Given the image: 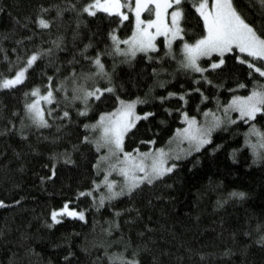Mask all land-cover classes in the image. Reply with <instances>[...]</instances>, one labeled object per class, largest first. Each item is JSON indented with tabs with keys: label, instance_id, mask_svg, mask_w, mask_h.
Returning a JSON list of instances; mask_svg holds the SVG:
<instances>
[{
	"label": "trees",
	"instance_id": "obj_1",
	"mask_svg": "<svg viewBox=\"0 0 264 264\" xmlns=\"http://www.w3.org/2000/svg\"><path fill=\"white\" fill-rule=\"evenodd\" d=\"M74 2L79 7L84 0ZM235 2L251 21L260 25L264 17L261 16L258 0ZM41 3L45 7L49 4L64 7L66 0H0V33L12 34L11 30L15 29L13 39L0 40V48H4L10 58L15 56L11 51L13 47L21 51L24 47L37 44L47 48L51 39L57 36L64 38L63 47L54 53V63H48L51 57L39 59L28 70L23 86L0 90V129L11 127L7 117L14 109L19 111L14 118L19 127V116L23 114L25 102L23 93L34 84L46 81L42 72L53 74L55 66L65 63L73 55L87 69L88 62L77 50L91 40L93 47L86 54L94 56L97 48L102 49L108 42L106 38L101 39L100 34H106L118 22L110 21L104 14L89 17L85 13L77 25L76 12L66 10L62 17L53 22L50 30L37 29L39 34L33 35L30 28L35 25L22 28L16 20L23 23L25 17L34 16ZM185 8V38L194 41L201 28L190 3ZM55 15L54 8L47 13L49 17ZM131 30L132 19L129 18L119 25L117 32L123 38L130 35ZM74 32L78 33L75 37ZM30 35L31 40L24 41L21 46L15 45V39ZM158 42L160 47L156 53L163 56V41L158 39ZM182 42L179 39L173 42L176 60L180 58ZM3 55L0 52V73L7 74L8 62L3 60ZM102 59L109 71H113V58L105 55ZM176 60L167 57L161 62H149L143 59V54H138L131 64L116 65L113 78L123 85L122 89H118L119 95L125 99L144 97L147 103L138 104L137 112L153 113L137 121L135 128L126 135V150L138 147L144 151L161 147L175 129L184 124L177 112L166 111V108L180 107L183 102L178 97L161 102L152 96H166L168 90L183 91L199 86L209 99L201 100L199 92L189 93L185 110L200 119L204 109L216 110L217 104L212 97H217L222 104L227 103L232 95H247L254 79H264L259 74L249 77L248 66L235 61L228 54L226 66L217 71H208L214 82L212 85L203 81L194 85V76L178 69ZM201 62L206 66L204 62L211 61L203 58ZM80 65H77L78 69ZM153 67L168 70L160 77L168 83L164 88L154 87L152 95L146 97V90L153 84ZM67 70L65 63L60 75H65ZM171 74L175 75L174 79ZM241 82L246 87L236 88L235 85ZM219 83L224 86L216 88L215 85ZM101 86L106 85L101 82ZM115 105V94L106 93L103 99L94 104L86 119L94 121L100 112L110 111ZM77 106H80L79 102ZM51 107H55V102ZM72 120L75 123L59 130L55 126L26 129L29 131L27 139H22L15 131L0 132V200L6 202L0 206V264H108L106 257L101 261L103 244H110L121 237L124 240L130 238L134 245L145 249L141 253L142 264H264V245L256 243L264 231V162H252L251 151L244 144V133L248 128L244 120H235L233 124L216 129L208 144L177 160L175 163L178 167L153 185H144L135 195L105 202L100 208L92 206L91 196L76 195L77 190L91 188L92 180L99 179L97 170L92 168L98 153L91 144H79L73 152L75 164L68 165L61 161L52 179L41 180L42 176H49L51 172L50 167L44 166L50 164L49 153L71 149L85 135V130L80 127L85 118H77L73 110ZM255 123L264 130V114L258 113ZM153 137L154 144H148L147 141ZM250 139L255 140L256 137L251 136ZM217 144L219 148H216ZM33 148L37 151H33ZM233 149L236 150L235 158L231 155ZM232 190L243 191L246 196L225 199ZM222 199L224 203L217 206ZM64 200L71 201L70 207L85 209L86 219L82 221L63 216L59 222L48 227L45 221L50 222L51 209L62 206ZM129 205H132L131 209ZM114 208L124 211L115 217ZM108 219H115L120 225L110 234L102 230L108 227ZM121 246L122 243L114 244L109 251H118ZM69 251L73 255L68 256ZM153 257H156L155 262Z\"/></svg>",
	"mask_w": 264,
	"mask_h": 264
},
{
	"label": "snow or ice",
	"instance_id": "obj_2",
	"mask_svg": "<svg viewBox=\"0 0 264 264\" xmlns=\"http://www.w3.org/2000/svg\"><path fill=\"white\" fill-rule=\"evenodd\" d=\"M190 3L191 9H194L196 19L201 30L194 41L185 38L186 29L184 21L187 16L185 5ZM261 8V16L264 17V0H258ZM55 9V16H47L51 9ZM66 10H71L77 14V25L81 23L83 15L86 13L89 17H96L104 14L110 21H118L116 27H111L106 34L101 33V39H107L104 47L97 48L94 56H88L87 50L93 47V42L89 40L78 53L88 62V68L80 65V61L75 55L65 63L67 72L61 76L60 73L65 67L62 63L56 67V71L46 76V81L42 84H34L30 89L23 93L24 105L23 114L19 116V127H17L14 118L19 115L18 110H13L7 117L11 127H4L0 132L9 133L15 131L22 139H27L29 131L26 129L49 128L55 126L58 130L65 128L66 125L75 123L72 120V111L74 110L77 118H85L84 123L80 125L85 130V135L80 137L77 144H73L71 149L53 151L49 153L50 164L44 165L50 167L49 176H42L41 180L52 179L56 175V167L61 161L72 165L76 161L73 159V152L79 144H91L98 155L92 168L97 172L103 173L102 179H93L92 187L83 190H77L76 195L91 196L92 206L96 208L103 207L105 202L111 203L119 197L125 195L131 197L135 195L144 185H153L154 182L172 173L178 165L173 162L181 158V155H190L212 140L213 132L225 124H233L235 120H244L248 128L244 133V144L248 146L252 154V162H264V130L259 128L255 120L257 114H264V79H254L251 90L245 96L232 95L227 103H221L217 97L211 99L216 101V110L204 109L203 121H198L196 115H189L185 110L188 103V94L199 92L201 100H208L202 88H186L183 91L168 90L166 96H152L153 99L164 102L168 98L178 97L183 103L175 109L166 108L168 112H177L179 118L184 123V127H177L172 136L168 138L165 145L161 147H152L141 151L138 147L132 150L125 149L126 135L134 129L137 121L142 117L148 118L153 113L151 111L137 112L138 104H146L144 97L136 96L131 99H125L119 95L118 89L123 85L118 84L113 78V71L117 64H131L138 54H143V59L149 62H161L167 57L176 60L173 41H183L180 44V58L176 60L177 68L183 70L185 74L194 76L192 83L199 85L201 81L208 85L214 82L210 79L208 71L220 70L226 66L228 54H231L235 61L248 66V75L253 77L259 74L264 78V19L258 26L251 21L249 17L240 9L235 0H84L81 6H77L74 0H66L64 7L56 4H49L47 7L41 3L34 16L29 15L24 18L23 23L16 20L22 28H30L33 35H38L37 29L50 30L53 22L62 17ZM145 14L147 18H145ZM133 17L132 31L130 35L123 38L118 34L117 29L124 21ZM12 34L0 33V40L5 38L13 39L15 29ZM78 33L74 32V37ZM163 36L164 53L163 56L156 53L160 47L157 37ZM32 36H21L15 39V45L21 46L24 41L31 40ZM63 36H57L50 41V46L45 48L40 45L24 47L19 50L18 47L11 49L15 54L10 58L4 48L3 60L8 62L7 74L0 73V90L13 89L15 86H23L27 80V72L39 59L51 57L48 63H54V53L63 47ZM105 55L113 58L112 69L109 71L104 60ZM209 58L211 62L202 64L201 58ZM77 65H80L79 69ZM153 84L149 85L145 96L152 95V89L156 86L164 88L167 80L161 79L162 73H168L163 67H153ZM173 79L174 74H171ZM103 82L106 86H101ZM222 83L216 84V88H222ZM236 88L246 87L241 82L235 85ZM184 88V85H181ZM232 91V90H229ZM59 93L60 95H57ZM106 93L115 94L116 105L110 111L100 112L97 119L89 121L86 119L89 112L93 110L94 104L103 99ZM55 102V107L51 105ZM79 102L80 106H77ZM199 107V105H197ZM239 113L234 119L232 112ZM199 114V113H198ZM255 136L256 139H250ZM46 139L58 140L60 137H46ZM155 137L148 140V144H154ZM186 142L187 146H184ZM220 145L217 144L216 148ZM33 151L37 149L33 148ZM215 150V149H213ZM235 149L231 155L235 158ZM112 173H117L122 180L111 179ZM101 186L105 191H101L97 197L95 191H99ZM246 193L243 191L232 190L225 197L243 198ZM18 204L19 201H12ZM71 201L64 200L62 206L51 209L50 222L45 223L48 227L59 222L63 216L79 218L85 220V209L70 207ZM224 203L219 200L218 205ZM6 202L0 200V206ZM132 208V205H129ZM124 209L114 208L115 217H119ZM137 215L139 213L137 212ZM131 219V217H129ZM108 227L102 229L110 234L113 229L120 227L115 219L107 220ZM258 230L260 226H257ZM122 243L118 251H109L114 244ZM256 243L264 245V231L256 239ZM56 247V245H53ZM104 257L108 264H142L141 253L145 250L139 245H134L129 238L124 240L122 237L110 244H103ZM87 251V249H85ZM226 253L228 250H225ZM73 255L71 251L68 256ZM65 260L67 257L64 258ZM156 257H153L155 262Z\"/></svg>",
	"mask_w": 264,
	"mask_h": 264
},
{
	"label": "rangeland",
	"instance_id": "obj_3",
	"mask_svg": "<svg viewBox=\"0 0 264 264\" xmlns=\"http://www.w3.org/2000/svg\"><path fill=\"white\" fill-rule=\"evenodd\" d=\"M133 2H134V0H133ZM130 18L132 19V22H133V17H131L130 16ZM145 18H147V16H146V14H145ZM132 31V30H131ZM158 39H161L162 41H163V36H160V37H157V40ZM174 42V41H173ZM206 58V57H205ZM201 59H203V58H201ZM234 112V114L232 113V117H233V119L236 117V116H238L239 115V113L238 112H236V111H233ZM204 120V116H203V113H202V117L200 118V119H198V121H203ZM182 127H184V124L182 125ZM181 127V128H182ZM184 146L186 147L187 146V144H186V142H184ZM194 152V151H193ZM192 153V152H191ZM185 156H188V155H181V158H183V157H185ZM180 158V159H181ZM179 160V159H178ZM177 160H174L173 162H176ZM98 174H99V179H102L103 178V173H102V171L101 172H98ZM110 178L111 179H114V180H122V177L121 176H119L117 173H112L111 174V176H110ZM101 191H105V189H104V187L103 186H101V188H100V190L99 191H96V195L95 196H99L100 195V192Z\"/></svg>",
	"mask_w": 264,
	"mask_h": 264
}]
</instances>
